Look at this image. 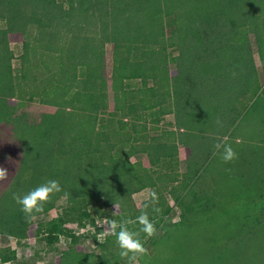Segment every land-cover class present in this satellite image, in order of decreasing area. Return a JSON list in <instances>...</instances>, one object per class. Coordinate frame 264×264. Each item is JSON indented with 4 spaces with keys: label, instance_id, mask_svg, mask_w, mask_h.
<instances>
[{
    "label": "trees",
    "instance_id": "1",
    "mask_svg": "<svg viewBox=\"0 0 264 264\" xmlns=\"http://www.w3.org/2000/svg\"><path fill=\"white\" fill-rule=\"evenodd\" d=\"M24 1L26 0H22L20 6L17 4L12 8L11 5L6 8L7 0L0 1V19L6 17L9 22L7 27L0 28V167L8 171L7 178L0 180V233L13 235L19 239L34 234L33 219L26 218L20 205L13 200L12 193L23 195L49 179L59 181L61 190L54 192L44 203L42 213L34 215L49 213L57 200L65 195L70 201L67 210L71 212L70 221H79L82 226L90 223L95 227L96 222L80 220L77 212L84 204L98 203L100 200L105 202L104 205L120 207V212L115 214L119 221L125 218L134 220L137 212L141 213V210H136L134 192L156 186L158 184L156 177L152 173L149 174V167L146 166H141L142 172L135 176L130 173L135 167V162L131 161L133 148L128 146V143L134 145L131 142L133 133L128 132L121 137L118 135V141L103 136L110 131H103L98 127V114L92 110L101 107L113 109L104 96L106 86L98 80V74H94L95 72L82 83L74 72L78 65L84 66L90 64L93 59H100L101 52L96 48L93 52L82 48L79 50L80 62H76L69 52L64 54L63 50H56L54 42L59 38L56 30L58 24L55 21L58 20L50 17V8L47 5L41 18L44 20L43 33L48 30V36L53 37L52 51L57 56L51 66L45 67L47 72L38 68L35 62L38 57L35 55L39 56V51L34 48L30 52L29 46L32 42L23 37L26 40V52L23 54L24 66L19 76L26 85L33 88L30 98L33 95L43 96L42 120L40 123L31 124L14 116V105L9 100L16 94L15 87L19 91L17 94L19 97L25 96L28 88L21 83L17 85L13 83V50L8 37L17 29L24 36L27 33V6L23 5ZM55 1L53 0V3ZM153 2L154 7H151V4L142 5L144 3L134 2L133 11L136 12L134 15L124 9L125 3L116 6L117 8L113 6L114 23L118 24L119 28L124 27L116 43H125L124 40L138 43L146 37L144 33L151 31L153 27L155 44L164 45L167 41L168 44L178 46L180 53L175 58L178 62L177 70L173 72V78L170 77L171 83H167L165 88L169 96L161 98L157 94L143 92L138 96L127 97L122 82L138 76L137 69L140 64L138 62L135 67L131 62L128 63V60L118 61L115 66L117 77L121 81L116 83V95L125 109L124 114L131 112L134 117L142 116V112L155 108L162 101H167L172 93L175 108L169 107L161 111L166 114L175 112L177 126L180 128L176 132L180 138L177 143L182 142L188 146L190 157H194V160L190 162V169L185 178H188L183 186L186 188L185 194L176 192L180 195L177 197L178 202L184 205V211H181L182 219L176 221L175 225L164 224L166 250L163 253L159 251L154 259L146 261L145 255L139 259L142 264H160L161 260H164V264H264V201H259L261 194L257 195L254 192L258 184L253 180L258 179L261 185L263 184L262 189L264 188V85L260 80L255 56L249 44V33L253 32L257 36L258 54L264 70V0H153ZM147 9L152 12V17L142 21L143 11ZM30 15L29 17L32 16L34 20L38 12L33 11ZM167 17H172L175 23L174 36H170L169 40L165 38ZM19 19L25 21L24 26L15 25ZM47 19L55 21L49 20L47 24ZM72 25L70 23V27ZM166 58L164 57V60ZM193 66L199 68V74H195ZM150 69L155 71L152 66ZM74 87L77 90L69 100L68 96L74 91ZM101 93L103 96L98 99L97 95ZM68 100L72 107H58L61 101L64 105ZM76 100L80 103L76 104ZM118 108L120 105L114 107L116 110ZM203 117L206 122L199 121ZM240 117L244 121L237 125L238 128L234 132V122ZM217 120L223 126H220ZM244 122L249 124L247 129H241ZM110 123L109 121L108 124ZM7 125L13 126L8 132L5 131ZM133 127L137 130L135 124ZM216 128L222 134L232 130L230 136L234 135V142L241 139V142L237 143L239 153L234 165L238 160L243 161L247 155L251 156L252 161V176L242 177L236 174L245 193L241 196L239 209L234 201L236 208L234 218L237 224V212H243L242 215L250 226L247 228L248 235L242 236L243 238L236 243L224 242L226 234H231L234 238V229L231 231L228 224L221 226L218 222L215 224V228L222 234L220 242H215V233L206 232L208 226H204V222L200 220L206 194L193 181L197 162L190 144L191 138H196L194 141L198 140L196 144L206 139L209 142H216L217 138H220L215 133ZM185 133L190 136H186ZM237 133L239 136L236 138ZM122 138L126 142L120 143ZM151 145H153L151 141L145 144L149 147ZM151 156L153 157L152 153ZM159 162L157 160L156 164ZM174 165L177 163L172 162L171 166ZM174 172L176 175L170 172L169 177L176 182L177 170ZM247 172L248 167L241 171V174ZM238 186L234 187V191ZM173 187L177 186L171 188L175 191ZM257 192L260 193L258 190ZM224 211L226 210H219L216 213L222 216ZM60 220L65 222L62 218ZM132 225L136 224H130L128 227ZM174 226L180 230L174 232ZM96 227L100 230L99 233L103 234L98 241L100 252L85 251L80 245V234L70 228L67 235L71 239V246L58 256L57 264H123L119 256L120 249L114 250L110 247L116 243V237L106 235L102 226ZM249 228L255 233L250 235ZM237 230L241 229L238 227ZM145 237L144 233L139 237L144 246ZM150 240L155 241L153 238ZM200 242L207 243V249L212 250L210 255L205 257L200 253L203 251ZM213 250L216 252L213 253ZM16 254V250H10L3 259L10 261Z\"/></svg>",
    "mask_w": 264,
    "mask_h": 264
},
{
    "label": "rangeland",
    "instance_id": "2",
    "mask_svg": "<svg viewBox=\"0 0 264 264\" xmlns=\"http://www.w3.org/2000/svg\"><path fill=\"white\" fill-rule=\"evenodd\" d=\"M21 2L22 0H7L6 8L10 5L11 8L17 4L20 6ZM134 2L144 3L142 5L151 4V7L155 6L153 0H56L55 3H53V0L24 1L23 5L27 6V33L24 36L23 33L17 29L15 32L9 34L8 38L10 47L13 50V83L14 85L21 83L28 89H26L27 94H25V96L19 97L17 95L19 91L15 87L16 94L14 97L10 98L9 102L14 105L15 117H20L21 120L24 119L31 124L41 122L43 113L42 107H44V103H41V97L43 96L33 95V97L30 98L33 88L26 85L19 76L21 75V68L24 66L23 54L26 52V40L29 39L32 42L30 43L31 46H29L30 52L34 48L39 51V56L35 55L38 57L35 60L36 64H38V68H42L46 71L45 67L47 66L48 68L51 66L57 56V54H54V51H52L53 48L51 42L53 41V37L51 35L48 36V30H46V33H43L44 20H41V18L46 11L47 5L50 8V17H55L58 20L55 21V19H49L58 24L56 30L58 31L57 38L59 39L54 42V48H56V50H63L64 54L69 52L73 61L76 62H80L81 52H79V50L82 48H86L92 52L93 49L96 48L101 52L100 59H93L90 64L84 66L78 65L77 68H74V72L78 75V80H80L81 83L83 80L90 77L91 73L95 72L94 74H98V80L106 86L104 96H106L109 106L113 109L109 110L105 107H101L98 110H92V112H97L98 114V127L103 131H110L109 134H103V136H108L111 137L112 140L118 141V135L121 137L122 134H128V132L133 133V140L131 142L134 143V145L128 143V146H132L133 148L134 154L131 156V161L135 162V167L130 173L135 176L138 172H142L140 170L141 166H146L149 167V174L152 173L158 182L154 187H146L139 191H135L133 194L136 210H142L144 203L154 191L157 195V201L154 207L160 209L159 212H155L153 211L152 205L147 209L149 219L154 223L156 228L155 235L150 238L146 236L144 239V241H146L145 247L148 249V254L145 255L147 261L154 259L159 251L163 253L166 250L167 241L165 240L166 232L164 224L175 225L176 221L182 219L181 211H184V205L182 206V204L178 202L177 197L180 195H177L176 192L185 194L186 188L184 189L183 186L185 181H188V178H185L190 169V162L192 159L194 160V157H190L188 146L182 142L177 143L180 138L177 136L176 132H178L180 128L177 126L175 112H169L166 114L161 111L162 109H167L169 107L172 109L175 108L172 93V96H170L167 101H162L161 103H158L155 108H150L145 112H142V116L138 115L134 117L131 112L124 114L125 109L120 100H118L119 97L116 95V83L121 82L117 77L118 73H116L115 69L118 61L128 60V63L131 62L135 67L138 62L140 63L137 69V72H139L137 73L138 76L127 78L122 82L127 97L138 96L143 92L157 94V96L159 95L161 98L165 96L168 97L169 95L165 91L166 84L171 83L170 77L173 78L172 74L177 70L176 68L178 66V62L175 58L180 53L179 47L173 44H168L167 41H165L164 45L163 43L155 44L153 41V27L151 31L144 33L146 37L138 43H129L127 40H124L127 44L116 43V40L124 27L120 26L119 28V25L114 23L112 13L113 6L118 7V5L125 3L124 9L131 11L134 15V13H136L133 11V6L135 5ZM3 8L6 9L5 7ZM33 11L38 12V16L34 20H32L31 16ZM143 13L144 17L142 21H146L147 17H152V12L149 9L144 10ZM140 14L141 13L139 12V15ZM29 15L31 17H29ZM49 20L47 19V24L49 23ZM8 23L6 17H1L0 28L7 27ZM16 23L17 24L15 25L21 27L24 26L25 21L19 19V22ZM61 23L63 24L60 25ZM70 23L73 24L71 27ZM174 28L175 23L172 17H167L165 38H168L169 40L170 36H174ZM23 37L26 40H24ZM249 40L250 48H252L255 56L259 77L264 85V70L258 54L256 34L253 32L249 33ZM247 46L249 45H246V47ZM51 53L53 54L50 55ZM164 57H167L166 60H164ZM32 58H34V56ZM150 65L155 71L150 69ZM157 67L158 70H156ZM192 70L195 74L200 73L199 68L196 66H193ZM75 90H77V88L74 87V91L68 96L69 100L70 97L73 96ZM81 95L83 94L81 93ZM99 95H97V98L101 99V96H103L102 93ZM69 100L64 105L61 101L58 107H72ZM78 102L80 103L79 100L75 101L76 104ZM212 102L213 100L210 103ZM119 105L120 108H118V110L114 109V107H118ZM93 106L94 105H92V107ZM202 109L204 110L203 107ZM109 121L111 122L110 124H108ZM199 121L206 122V119L203 117ZM241 121H244L242 117L235 120L234 132H236V128H238L237 125ZM134 124L137 130L133 129ZM144 126L147 127L144 128ZM248 127L249 124L244 122L241 129H247ZM11 128H13L12 125H7L5 131L8 132ZM231 128L233 129V126H231ZM215 133L218 134L220 138H229V143L236 151L238 157L239 147L237 143L241 142V139L234 142V135L230 136L232 130L226 131L222 134L218 131V128H216ZM185 135L190 136L188 133H185ZM235 136L237 138V136H239L238 133L235 134ZM194 139L196 138H191L192 143H190L195 153V162H197L193 181L196 182L200 188H202L203 193L206 194L203 204L204 211L201 213L200 220L204 222V226H208L206 232L211 231L215 233V242H220L222 235L221 231L215 228V224L218 222L219 226L223 224L230 225V230L232 231L234 229V238L233 235L226 234L224 235V242L232 241V243H236V241L243 238L242 236L245 237L249 233V230H247L249 223H247V219L243 217V212H237V224L234 218V209H236L234 207V201L237 205V209H239V204L242 201H240L241 196L245 193L244 187H242L240 183L241 180L239 177L237 178L236 174H240L242 177L243 175L252 176L251 156L247 155V157H244L243 161L238 160L235 162V165L234 160L225 163L220 156L214 153L213 145L215 142H209V140L206 139L202 140L200 144H196L195 142L198 140L194 141ZM149 141L153 142V145H151V147L145 146ZM123 142H126V140L123 139L120 141V143ZM120 147L122 148V146ZM151 153L153 157L151 156ZM174 155L177 156L174 157ZM157 160L160 161L158 164H156ZM172 162L177 163V165L171 166ZM247 167L249 168V172L241 174V171H245ZM176 170L178 181L175 182V179H172L169 176L170 172L175 176L176 172L174 171ZM234 171L236 173H234ZM142 176L147 177V175ZM253 180L258 184V186H255L254 192L257 193V195L261 194L259 201H264V188L262 189L263 184L261 185L256 178ZM172 186H177L176 188L173 187L175 191L171 189ZM235 186L238 187L234 191ZM257 190L260 193H258ZM104 203L103 200H100L98 203L84 204L83 208L77 213L80 216V220L86 222H92L95 220L96 226H102V228H105V233H107L108 222L111 221V219L119 221L115 214L120 212V207L118 205L107 206L104 205ZM69 206V197L64 195L57 200L55 207L49 213L34 215V234L30 235V237L19 239L13 235L0 233V264H57L58 256L71 246V239L67 235L70 228L80 234V245L83 246L85 251L100 252L98 241L103 234H100V230L97 229L96 226H92L90 223L86 226H82L79 221H70L71 212L67 211ZM85 208L87 209L85 210ZM185 209H187V206ZM219 210L226 211H224L221 216V214L219 215L216 213V211ZM140 214L141 213L137 212V217ZM60 218L64 219L65 222L60 220ZM135 219L133 221H135ZM135 224L136 225L129 226V229L132 231H136L137 228L139 229L140 225L138 223ZM238 227L241 230H237ZM178 228L179 227L174 226V232H178L180 230ZM250 232V235L255 233V231H252L251 229ZM190 234L194 233L190 232ZM151 238L155 239V241H151ZM200 244L204 248H202L203 251H200V253L204 254L205 257L210 255L212 250L210 248L207 249V243L200 242ZM112 246L113 244L110 247L119 250L116 243H114L113 247ZM13 249L17 252L16 257L10 261H4L3 256L9 254V251ZM219 251L220 250H218V252ZM215 252L216 251L213 250V253ZM159 262L160 264H164V260ZM138 264H142L140 259H138Z\"/></svg>",
    "mask_w": 264,
    "mask_h": 264
},
{
    "label": "clouds",
    "instance_id": "3",
    "mask_svg": "<svg viewBox=\"0 0 264 264\" xmlns=\"http://www.w3.org/2000/svg\"><path fill=\"white\" fill-rule=\"evenodd\" d=\"M235 75V73H233ZM220 126L222 123L217 120ZM214 153L225 162L229 163L237 158V153L229 143L227 137L217 138L213 145ZM8 171L4 167H0V180L7 178ZM61 186L59 181L54 179L46 180L27 193L21 195L19 193H12L13 200L16 201L21 207V211L25 214L26 218L33 219L34 213H42L44 210V203H46L54 192L60 191ZM157 201V195L153 191L150 197L146 200L141 210V214L136 217L135 221L129 218L120 221L111 220L108 222L107 234L116 237V244L119 251V256L123 264H138V259L141 256L148 254V249L141 241L140 234L144 233L147 237H152L156 233L154 223L149 219L147 209L150 205L153 206V211L159 212L160 209L154 207ZM138 223L139 229L132 231L128 225ZM119 229V231H116Z\"/></svg>",
    "mask_w": 264,
    "mask_h": 264
}]
</instances>
